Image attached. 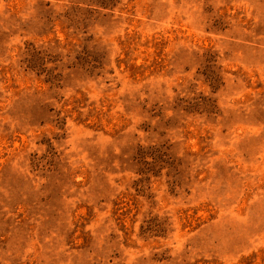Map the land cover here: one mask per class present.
Segmentation results:
<instances>
[{
  "label": "rangeland",
  "instance_id": "374dc122",
  "mask_svg": "<svg viewBox=\"0 0 264 264\" xmlns=\"http://www.w3.org/2000/svg\"><path fill=\"white\" fill-rule=\"evenodd\" d=\"M0 264H264V0H0Z\"/></svg>",
  "mask_w": 264,
  "mask_h": 264
}]
</instances>
